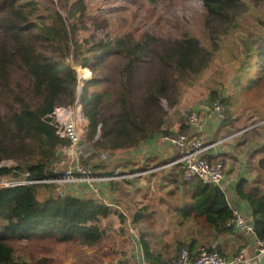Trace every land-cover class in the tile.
<instances>
[{
    "label": "trees",
    "instance_id": "1",
    "mask_svg": "<svg viewBox=\"0 0 264 264\" xmlns=\"http://www.w3.org/2000/svg\"><path fill=\"white\" fill-rule=\"evenodd\" d=\"M256 1L258 5L263 0ZM202 2L214 44L215 34H227L224 25L246 8L240 0ZM80 3L82 0L75 4ZM0 14V179L26 172L32 180L45 179L49 162L69 144L56 134L51 122L56 108L70 106L75 100L77 74L65 62L70 50L63 46L68 29L57 11L42 8L36 0H0ZM246 40L234 86L251 80L253 70L264 71V40ZM212 59L213 51L187 35L166 40L151 34L139 39L118 37L93 43L86 50L77 44L73 62L92 74L82 87L81 105L88 128L83 152L128 153L154 135L188 133L186 122L176 133L170 131L169 109L179 104L183 86L204 72ZM210 94L208 105L218 101L225 108L227 123L229 98L217 89ZM6 161L15 165L2 166ZM259 169L264 174V158ZM180 184L192 194L187 217L202 220L216 233L232 229L228 223L233 212L222 189L196 180ZM54 187L0 186V264H30L16 254L14 244L21 242L52 239L94 245L102 240L105 232L98 223L108 220L112 210L91 195L59 197ZM39 188H45L43 200L38 199ZM237 194L248 203L255 235L264 241V193L245 189L241 183ZM119 221L124 223L122 216ZM143 251L148 259L145 244ZM47 260L42 258L36 264Z\"/></svg>",
    "mask_w": 264,
    "mask_h": 264
},
{
    "label": "rangeland",
    "instance_id": "2",
    "mask_svg": "<svg viewBox=\"0 0 264 264\" xmlns=\"http://www.w3.org/2000/svg\"><path fill=\"white\" fill-rule=\"evenodd\" d=\"M36 1L40 2L44 9L57 11L64 19L69 34L68 41L63 46L70 50L65 62L75 69L77 79L83 77L84 81L89 80L92 74L89 69L74 64L73 53L77 44L81 45L82 50H86L98 41H114L118 37L139 39L144 34H151L165 40L178 39L183 35L199 39L205 48L213 51L212 62L191 84L183 86L179 104L169 109L167 124L174 125L177 129L180 123L186 122V110L194 109L193 106L210 107L208 105L210 93L217 89L222 97L225 96L230 100L228 106L230 120L228 124H225L223 136L232 134L234 136L240 129H246L247 133L240 139L261 138L259 135L264 132V71L262 73L260 70H253L252 79L246 80L242 86H234L233 81L244 58L242 51L246 39L258 37L259 40H264V0L258 5L256 0H240L246 8L241 12L237 11L224 25L223 28L229 30L227 34H215L218 36L215 44L211 40L212 36L206 25L207 12L202 0H82V3L77 5L75 3L79 0ZM116 60L112 61L116 63ZM253 61L256 62V60ZM80 72L83 76H80ZM198 116L202 122L199 112ZM87 135L88 128L82 136L84 143L88 142ZM86 151L85 149V154L83 152L81 155L82 166L96 175H99L97 172L102 170H112L117 163L122 164L126 160L123 158L126 153L87 154ZM109 157L112 161H109ZM14 165L12 161L2 164L5 167ZM58 171L57 169L56 172ZM44 190L45 188H39V200H43ZM132 191L131 194H135V191ZM115 192L116 198L123 195L117 192V189ZM54 194L57 195L56 188ZM67 194L74 196L81 194L83 198L90 195L82 185L69 187L66 190ZM112 214L109 220L98 223L105 235L97 244L87 245L80 241L57 243L52 239H42L14 244V249L17 255L29 260L30 264H36L42 258L48 259L46 264H85L84 257L89 250H98L103 244L116 245L118 234L110 233L112 230L105 227V225L109 226ZM114 244L109 245L110 247L106 250L110 252L115 249ZM68 255H71L72 260Z\"/></svg>",
    "mask_w": 264,
    "mask_h": 264
},
{
    "label": "crops",
    "instance_id": "3",
    "mask_svg": "<svg viewBox=\"0 0 264 264\" xmlns=\"http://www.w3.org/2000/svg\"><path fill=\"white\" fill-rule=\"evenodd\" d=\"M193 108L202 119L196 134L205 144L219 142L206 154L209 161L222 160L225 165L221 189L229 207L251 222L250 207L238 196L237 189L242 183L245 189L264 193V174L259 169V161L264 158V132L257 140L249 137L240 139L247 133L246 129H240L234 136H223L228 123L215 121L206 105ZM181 124L183 122L177 129L169 125L170 131L176 133ZM176 157V147L160 140L159 134L154 135L126 153L122 164L117 163L112 170L97 172L99 175L118 173L127 176L111 182H99L94 191L82 186L112 210L109 226L105 227L112 230L110 233L118 234L116 245L103 244L98 250H89L84 257L85 264H136L141 259L147 263L174 264L182 246L187 247L192 257L200 249H209L219 252L226 264H264L257 255L251 236L235 227L216 233L202 220L185 215L192 202V194L184 191L177 168L169 166ZM109 161H112L110 157ZM116 189L123 195L116 198ZM131 190L135 194H131ZM76 197L83 198V195ZM119 216L124 223L119 221ZM112 244L115 249L109 252L106 249ZM144 244L149 251L148 259L143 251ZM68 256L72 260L71 255Z\"/></svg>",
    "mask_w": 264,
    "mask_h": 264
},
{
    "label": "built area",
    "instance_id": "4",
    "mask_svg": "<svg viewBox=\"0 0 264 264\" xmlns=\"http://www.w3.org/2000/svg\"><path fill=\"white\" fill-rule=\"evenodd\" d=\"M83 76V75H82ZM83 77H78L75 92V100L72 105L58 107L52 114V125L56 129V134L68 141V145L59 149L57 155L47 165L48 176L41 180H32L29 173H24L20 177H6L0 179L1 187L29 186V185H54L59 197L66 196V190L74 185H82L94 191L99 182H111L126 174L118 173L96 175L84 169L82 166L83 141L82 136L87 128V121L81 105ZM214 120L224 122L225 108L217 101L210 107ZM186 125L189 127L188 133L160 135V140L166 141L177 149V157L169 163V166L177 168L181 181L189 183L201 181L204 185L222 188L225 177L224 164L221 160L209 161L207 150L217 143L205 144L203 139L196 134L201 121L195 109H188L185 112ZM103 155V154H101ZM67 157L68 159L64 158ZM59 170L56 172V170ZM74 184V185H73ZM108 206V205H106ZM233 217L228 226L235 227L247 236H251L255 243V249L259 253L264 252V241L259 240L250 222L233 210ZM242 257V253L239 258ZM136 264H148L143 259ZM174 264H226V260L216 250L200 249L195 257H192L187 249L183 247L178 253Z\"/></svg>",
    "mask_w": 264,
    "mask_h": 264
},
{
    "label": "water",
    "instance_id": "5",
    "mask_svg": "<svg viewBox=\"0 0 264 264\" xmlns=\"http://www.w3.org/2000/svg\"><path fill=\"white\" fill-rule=\"evenodd\" d=\"M257 255H258L260 260H264V253L257 252Z\"/></svg>",
    "mask_w": 264,
    "mask_h": 264
},
{
    "label": "bare ground",
    "instance_id": "6",
    "mask_svg": "<svg viewBox=\"0 0 264 264\" xmlns=\"http://www.w3.org/2000/svg\"><path fill=\"white\" fill-rule=\"evenodd\" d=\"M80 76H82V72H80Z\"/></svg>",
    "mask_w": 264,
    "mask_h": 264
}]
</instances>
